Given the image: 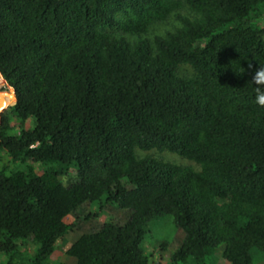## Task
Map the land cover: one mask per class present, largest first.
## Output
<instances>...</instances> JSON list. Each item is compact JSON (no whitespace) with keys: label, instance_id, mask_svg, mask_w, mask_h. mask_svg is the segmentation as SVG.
I'll return each instance as SVG.
<instances>
[{"label":"trees","instance_id":"1","mask_svg":"<svg viewBox=\"0 0 264 264\" xmlns=\"http://www.w3.org/2000/svg\"><path fill=\"white\" fill-rule=\"evenodd\" d=\"M173 12L183 29L144 38ZM262 65L264 0H0V264H51L85 204L129 218L82 234L75 264H160L143 243L163 217L183 233L171 263L253 264Z\"/></svg>","mask_w":264,"mask_h":264},{"label":"rangeland","instance_id":"2","mask_svg":"<svg viewBox=\"0 0 264 264\" xmlns=\"http://www.w3.org/2000/svg\"><path fill=\"white\" fill-rule=\"evenodd\" d=\"M161 156L181 165H192V163L174 156L165 154ZM96 212L97 209L94 206L85 204L66 218V223L72 225L73 229L58 243L56 252L51 258V264H75V259L67 256L65 252L82 234L95 232L108 221L124 224L129 218V213L126 210H120L113 206L106 207L97 217L92 216ZM182 240V231L175 228L170 217H163L148 226L143 248L145 253L150 256V260L160 264H174L171 263L170 256L180 246ZM162 245H165L166 250H161ZM221 253L222 249L217 250L207 259V264H226ZM252 256L253 264H259V261L264 259V255L256 250H253ZM260 264H264V262Z\"/></svg>","mask_w":264,"mask_h":264},{"label":"clouds","instance_id":"3","mask_svg":"<svg viewBox=\"0 0 264 264\" xmlns=\"http://www.w3.org/2000/svg\"><path fill=\"white\" fill-rule=\"evenodd\" d=\"M179 14L189 20L197 18V13L189 5H184ZM176 16L177 13L173 12L164 20L149 21L144 38L153 42L157 39L163 40L183 29V22L176 19ZM248 68L253 69V64H248ZM250 83L254 86V103L264 108V65L255 67Z\"/></svg>","mask_w":264,"mask_h":264}]
</instances>
